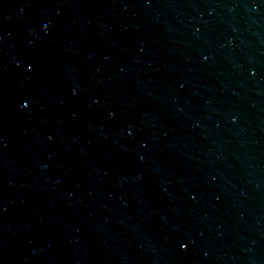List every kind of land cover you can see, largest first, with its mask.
<instances>
[{
  "label": "water",
  "instance_id": "obj_1",
  "mask_svg": "<svg viewBox=\"0 0 264 264\" xmlns=\"http://www.w3.org/2000/svg\"><path fill=\"white\" fill-rule=\"evenodd\" d=\"M0 264H264V0H0Z\"/></svg>",
  "mask_w": 264,
  "mask_h": 264
}]
</instances>
